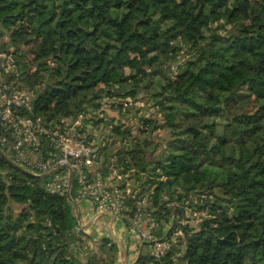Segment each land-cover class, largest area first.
<instances>
[{"label":"trees","instance_id":"obj_1","mask_svg":"<svg viewBox=\"0 0 264 264\" xmlns=\"http://www.w3.org/2000/svg\"><path fill=\"white\" fill-rule=\"evenodd\" d=\"M243 3L247 22L233 18ZM0 26L23 46L18 55L34 53L35 112L75 115L140 94L161 113L142 119L163 131L153 140L135 133L120 160L138 175L163 170L157 198L177 186L215 194L214 216L185 229L182 255L147 254L143 264H264V0H0ZM174 62L176 77L166 73ZM249 95L258 105L251 113L240 104ZM47 178L0 153V264H118L116 241L83 230L69 197L45 192ZM107 245L111 260L94 249Z\"/></svg>","mask_w":264,"mask_h":264},{"label":"built area","instance_id":"obj_2","mask_svg":"<svg viewBox=\"0 0 264 264\" xmlns=\"http://www.w3.org/2000/svg\"><path fill=\"white\" fill-rule=\"evenodd\" d=\"M15 48L8 46L5 34H0V148L7 157L31 174H47V194L67 195L75 183L76 202L88 201L95 213L108 212L122 225L134 244L132 264H143L142 257L147 254L160 259L171 249L174 259L182 255L185 229L194 233L205 218L214 216L209 212L213 193L200 190L186 194L177 186L173 194L157 198V181L167 178L163 170L156 169L160 175L155 181L148 171L138 175L137 169L120 160L119 155L130 143L133 145L137 135L153 140L162 133L161 126L154 128L142 119L160 117L158 106L138 94L106 97L99 107L75 115H41L35 112L34 104L42 84L28 82L36 70L31 62L34 53L30 51L22 58ZM169 70L174 77L178 62ZM137 125L142 130H134ZM116 129L134 134L123 137ZM158 211L160 217L156 216ZM167 211L168 221L163 222L161 217ZM165 225L168 230L158 235Z\"/></svg>","mask_w":264,"mask_h":264},{"label":"rangeland","instance_id":"obj_3","mask_svg":"<svg viewBox=\"0 0 264 264\" xmlns=\"http://www.w3.org/2000/svg\"><path fill=\"white\" fill-rule=\"evenodd\" d=\"M246 6H247V4L246 3H243V5L241 6V8H239L238 10L235 11L233 18L234 19H240L243 22H247L248 21V17H247V13H246ZM181 39H184V36H182ZM16 47L17 48H15V50L17 51L19 49H22L23 46L22 45H19V46H16ZM17 52H19V51H17ZM24 53L26 55H30L29 54L30 51L27 50V49L25 50V48H24ZM131 71H132V66H127L123 70V72L126 73V74L130 73ZM178 72H179V70H178ZM178 72H177V74L174 77H176L178 75ZM166 73L167 74H170L169 68L166 69ZM240 104H241V106L243 107V109L247 113H251V112H254V111L258 110L257 102H256V100H255V98L253 96H250L249 95V96L244 97L241 100ZM144 111L147 112V113H150L147 109H144ZM158 119L159 118H153L154 123H156L158 121ZM146 122L149 125H151V126L154 127V125H152L153 123H151L152 120L151 121L146 120ZM136 128L141 129L138 125L134 127V130H136ZM161 132H162V130L159 131V133H161ZM167 138L168 137H164V135H163V137H161V140L164 141V142H166L167 141ZM165 153H166V148L163 147V146H160L157 149V151L155 152V157L158 158L162 154H165ZM194 168H195V164L192 163V169H194ZM149 169H153V168L150 167ZM150 173H151L150 171L147 172L148 176L150 175V176L154 177L155 178V181H156V179L158 178V176L154 175L155 173L154 174H150ZM195 177H196V174L193 173V172H190V173H187V174L184 175V180L186 182H188V181H191L192 179H194ZM213 195H214V197L212 199L214 200V199H216V197H215V194H213ZM156 214H157L156 215L157 217H160L161 216L160 213H159V211ZM162 216H164V215H162ZM79 226L81 227L80 224H79ZM93 227H94V230L96 231L99 239H101L102 237H110V238L114 239L113 238V235H112V232H111V229H110V226H109L108 218L106 216L99 218L94 223ZM121 227H122V225L118 221H116V223H115V230L118 233V236H119L118 239L121 240L123 243H125V245L130 246L131 245V240L129 239L128 236H125L124 237L122 235V232L123 231H122V228ZM94 249L96 251V254L99 257H105V259H108V260H111L112 257H113V250L110 249V246L109 245L103 246V247H100V246L97 247L96 246ZM131 255L132 254H130V256ZM115 257H116V259L118 261V264H123V262L121 260L122 259V254L120 253V250H118L115 253Z\"/></svg>","mask_w":264,"mask_h":264},{"label":"crops","instance_id":"obj_4","mask_svg":"<svg viewBox=\"0 0 264 264\" xmlns=\"http://www.w3.org/2000/svg\"><path fill=\"white\" fill-rule=\"evenodd\" d=\"M78 204H79V207L75 208V212H76V215H79L81 218V222L83 224L81 226V228L83 230L89 232L90 235L94 239H98L99 237H98L96 231L94 230L93 225L99 218L106 216L108 218V222H109V226H110L113 238L116 241V243L118 244L120 253L122 254L121 260H122L123 264H125V259H126L125 253L127 254L128 264H132L133 260L135 258V252H134V246H133L134 244L131 241V245L127 246V245H125V243H123L121 240L118 239L119 236H118L117 231L115 230L116 220H114V217L108 212H102L99 214L95 213L92 205L88 201H81ZM112 224H114V225L112 226ZM121 228L123 231V227H121ZM122 235L124 237L126 236L124 234V231L122 232ZM130 254H132V255L130 256Z\"/></svg>","mask_w":264,"mask_h":264},{"label":"water","instance_id":"obj_5","mask_svg":"<svg viewBox=\"0 0 264 264\" xmlns=\"http://www.w3.org/2000/svg\"><path fill=\"white\" fill-rule=\"evenodd\" d=\"M0 34H5V35L7 36V42H8V46H9V47L15 45V43H14L13 41H11V37H10L9 33H8V32H7L2 26H0ZM98 144H99V142H98ZM131 145H132V144L130 143V146H131ZM0 153H1L3 156L6 157V159L9 161L10 164H12V165L15 166L16 168L20 169L21 171H25V172L29 173L28 171H26L25 169H23L20 165H17V164H15L14 162H12V161L7 157V155L3 152V150H2L1 148H0ZM108 153H111V151L108 150ZM45 175H47V174H43L42 176H45ZM71 179H72V174H70V182H71ZM67 196H68L69 199L73 202L75 208H78V207H79V204H78V202H76V201L72 198V196H71V194H70V191L68 192ZM77 219H78V223L82 226L83 224H82V222H81V218H80L79 215H77ZM172 247H174V245H172ZM125 258H126V259H125V264H128V262H127V254H126V253H125Z\"/></svg>","mask_w":264,"mask_h":264}]
</instances>
